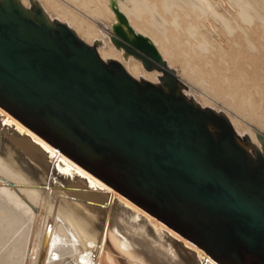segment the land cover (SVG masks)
<instances>
[{"label": "water", "instance_id": "95a60500", "mask_svg": "<svg viewBox=\"0 0 264 264\" xmlns=\"http://www.w3.org/2000/svg\"><path fill=\"white\" fill-rule=\"evenodd\" d=\"M110 7L112 40L161 71L158 83L103 60L100 41L88 44L37 0H0V104L220 264H264V136L260 150L187 97L118 0Z\"/></svg>", "mask_w": 264, "mask_h": 264}, {"label": "bare ground", "instance_id": "6f19581e", "mask_svg": "<svg viewBox=\"0 0 264 264\" xmlns=\"http://www.w3.org/2000/svg\"><path fill=\"white\" fill-rule=\"evenodd\" d=\"M30 7L32 0H21ZM103 60L159 82L112 38L110 0H37ZM187 97L223 112L262 150L264 0H118ZM250 151L251 148L249 149ZM0 264H220L0 104Z\"/></svg>", "mask_w": 264, "mask_h": 264}]
</instances>
